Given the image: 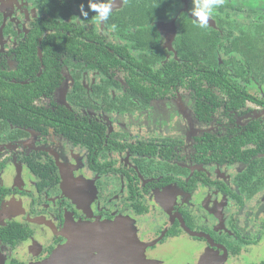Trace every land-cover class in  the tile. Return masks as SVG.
Masks as SVG:
<instances>
[{
	"label": "flooded vegetation",
	"instance_id": "af4514ba",
	"mask_svg": "<svg viewBox=\"0 0 264 264\" xmlns=\"http://www.w3.org/2000/svg\"><path fill=\"white\" fill-rule=\"evenodd\" d=\"M89 2L0 0V92L61 83L35 99L38 127L6 121L15 111L0 102V264H48L71 230L100 221L143 244L134 254L146 264H264V93L248 91L264 89V57L222 49L240 36L222 12L245 0H223L207 27L193 0H111L107 21ZM174 61L185 83L222 75L242 107L218 93L198 117L185 86L165 88Z\"/></svg>",
	"mask_w": 264,
	"mask_h": 264
},
{
	"label": "trees",
	"instance_id": "16d2710c",
	"mask_svg": "<svg viewBox=\"0 0 264 264\" xmlns=\"http://www.w3.org/2000/svg\"><path fill=\"white\" fill-rule=\"evenodd\" d=\"M233 9H228L222 12V17H227V26L231 29H238L240 31L239 38H236L232 41L223 42L222 49L225 50L226 53H230L231 51L236 49L237 45L244 44L245 47H251V50L254 53V61L256 63H261L262 58L264 57V0H245L244 3L238 4L236 7L232 5ZM222 23L224 26L225 23ZM45 45L49 44V41L45 40ZM218 44V39L216 36H212L211 38H207V44L211 45L212 52L216 50V46ZM180 46V45H179ZM72 54V53H71ZM114 56V55H113ZM112 56V57H113ZM28 60H31V63L35 60L27 59L23 61L24 65H27ZM114 62H119L116 59ZM217 63V61H215ZM170 65V64H169ZM167 65L164 67L163 72L168 79V82L165 84V88L168 90L178 89L179 87L185 86L193 95L196 101V112L198 117L206 118L201 114L202 110H210L213 109L211 106L212 103L218 102L221 100L218 97V93H223L227 95L228 100L227 103L229 107L232 105L235 107V102L237 103L236 107H242V101L245 99L241 98V93L235 89L234 85H229L225 83V79L222 75H218L216 71L210 70L200 75V79L205 78L208 80V84L204 86L201 82H197L196 73L190 72L192 78L190 79V83L184 82V77L187 76V70L184 67L177 65V62H172V66ZM220 78V79H219ZM199 79V80H200ZM60 82L55 84H7L5 83L3 87L5 90L0 92V102L3 104H7L8 106H12L14 109V113H8L4 119L6 121H11L13 124L25 125L23 119H27L26 125H30L32 127H38L42 121L41 110L35 105V99L40 97L43 93L44 88H49V92L53 93L59 86ZM15 92L14 99L8 100L10 94ZM149 91V89H142V92ZM161 92V89L159 90ZM50 93H47L50 95ZM242 99V100H241ZM241 100V101H240ZM210 102V103H208ZM23 106L28 108L26 115L23 118ZM210 116L212 114H209ZM47 118L49 116H46ZM63 117V116H62ZM208 118V117H207ZM41 120V121H40ZM51 124H59L57 122L56 117H51ZM70 123H65L63 126V130L66 135H71L72 129ZM70 127V128H69ZM72 137V136H71ZM95 141L97 139H91L87 143L89 145L96 144Z\"/></svg>",
	"mask_w": 264,
	"mask_h": 264
},
{
	"label": "water",
	"instance_id": "95a60500",
	"mask_svg": "<svg viewBox=\"0 0 264 264\" xmlns=\"http://www.w3.org/2000/svg\"><path fill=\"white\" fill-rule=\"evenodd\" d=\"M208 21H211L209 17ZM167 28L171 27L173 33L176 32L175 23H171L170 25H166ZM171 40L168 38V43L171 44ZM81 226L85 227L86 237L80 236L76 237L77 242L74 246H68L64 244L60 250L56 252L54 256L51 257L50 262L48 264H99L100 262H104L105 264H146L145 257H138L134 254V250L136 248L145 247L141 243L133 242L128 239V241H120L117 239L116 232L117 229L113 227L110 223L98 222L96 224H82ZM78 227H75L73 231H75ZM73 234L72 230L68 234V237ZM87 235L92 239L91 241H84L87 238ZM114 235V236H113ZM84 238V239H83ZM119 241H113V240ZM70 242V241H69ZM85 242V243H83ZM87 246H85V245ZM100 245V246H98ZM126 245L128 249H125L121 253H117L116 259L113 261L108 260L113 250L118 247ZM99 253L97 255H93L91 251L97 250ZM109 262V263H107Z\"/></svg>",
	"mask_w": 264,
	"mask_h": 264
},
{
	"label": "clouds",
	"instance_id": "9594fccd",
	"mask_svg": "<svg viewBox=\"0 0 264 264\" xmlns=\"http://www.w3.org/2000/svg\"><path fill=\"white\" fill-rule=\"evenodd\" d=\"M194 8L192 10V15L198 19L200 27H207L209 16L212 14L213 9L222 4L223 0H193ZM90 10L97 14V18L100 21H107L112 13V3L108 0L107 3H95L90 0L89 2ZM81 14L87 16V12L81 7ZM115 29V25H112Z\"/></svg>",
	"mask_w": 264,
	"mask_h": 264
},
{
	"label": "rangeland",
	"instance_id": "374dc122",
	"mask_svg": "<svg viewBox=\"0 0 264 264\" xmlns=\"http://www.w3.org/2000/svg\"><path fill=\"white\" fill-rule=\"evenodd\" d=\"M248 91L251 93V94H253V95H255V96H262V94L264 93V89L262 88V87H257V86H254V85H251V86H248ZM183 103V102H182ZM186 106V105H185ZM176 108V107H175ZM180 108V107H179ZM184 107L182 106L180 109H183ZM174 119V117H171V121ZM177 125H181L180 124V122L178 121L177 122ZM86 229H85V227H83V226H81L80 224H79V226H78V228L75 230V231H73L72 230V232H73V234L71 235V236H69L67 239H68V242H66V245H68V246H74L75 244H76V242H77V240L78 239H76V237H80V236H85L86 237ZM70 233V232H69ZM117 234H119V232H116V234L115 235H117ZM74 236H76V237H74ZM114 236V235H113ZM84 239V238H83ZM91 241L92 239L90 238V236H88L87 235V238L86 239H84V241ZM70 241V242H69ZM85 241V242H86ZM85 242H83V243H85ZM98 246H100V245H98ZM175 260H177V258H175Z\"/></svg>",
	"mask_w": 264,
	"mask_h": 264
}]
</instances>
